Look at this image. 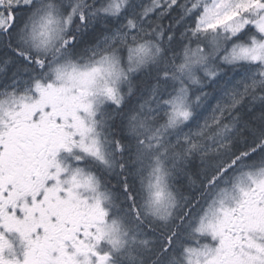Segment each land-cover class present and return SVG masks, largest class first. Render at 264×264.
<instances>
[{
	"label": "snow or ice",
	"instance_id": "6c2138e0",
	"mask_svg": "<svg viewBox=\"0 0 264 264\" xmlns=\"http://www.w3.org/2000/svg\"><path fill=\"white\" fill-rule=\"evenodd\" d=\"M0 264H264V0H0Z\"/></svg>",
	"mask_w": 264,
	"mask_h": 264
}]
</instances>
